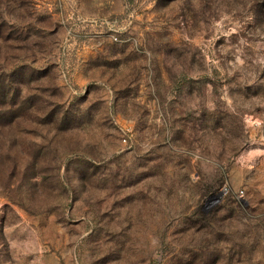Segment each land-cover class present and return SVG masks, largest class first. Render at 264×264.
Segmentation results:
<instances>
[{"label": "rangeland", "instance_id": "rangeland-1", "mask_svg": "<svg viewBox=\"0 0 264 264\" xmlns=\"http://www.w3.org/2000/svg\"><path fill=\"white\" fill-rule=\"evenodd\" d=\"M0 264H264V0H0Z\"/></svg>", "mask_w": 264, "mask_h": 264}]
</instances>
